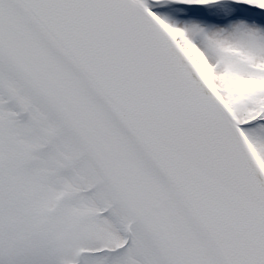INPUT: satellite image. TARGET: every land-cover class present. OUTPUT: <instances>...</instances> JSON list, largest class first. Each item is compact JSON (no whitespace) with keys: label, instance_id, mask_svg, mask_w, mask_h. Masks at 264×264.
Here are the masks:
<instances>
[{"label":"snow or ice","instance_id":"6c2138e0","mask_svg":"<svg viewBox=\"0 0 264 264\" xmlns=\"http://www.w3.org/2000/svg\"><path fill=\"white\" fill-rule=\"evenodd\" d=\"M0 264H264V0H0Z\"/></svg>","mask_w":264,"mask_h":264}]
</instances>
